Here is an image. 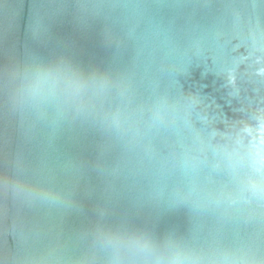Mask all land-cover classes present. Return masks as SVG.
Here are the masks:
<instances>
[{"label": "water", "instance_id": "1", "mask_svg": "<svg viewBox=\"0 0 264 264\" xmlns=\"http://www.w3.org/2000/svg\"><path fill=\"white\" fill-rule=\"evenodd\" d=\"M0 264H264V0H0Z\"/></svg>", "mask_w": 264, "mask_h": 264}]
</instances>
